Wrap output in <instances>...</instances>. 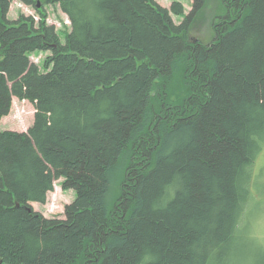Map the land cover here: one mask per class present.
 I'll list each match as a JSON object with an SVG mask.
<instances>
[{
    "label": "trees",
    "instance_id": "1",
    "mask_svg": "<svg viewBox=\"0 0 264 264\" xmlns=\"http://www.w3.org/2000/svg\"><path fill=\"white\" fill-rule=\"evenodd\" d=\"M13 1L38 3L0 0V118L14 97L35 112L0 130V264H264V0H216L206 42L209 0H41L63 41ZM59 179L74 197L45 216Z\"/></svg>",
    "mask_w": 264,
    "mask_h": 264
},
{
    "label": "rangeland",
    "instance_id": "2",
    "mask_svg": "<svg viewBox=\"0 0 264 264\" xmlns=\"http://www.w3.org/2000/svg\"><path fill=\"white\" fill-rule=\"evenodd\" d=\"M37 6L25 5L19 1H13L8 12L9 18H17L20 15H29L34 19L40 20L41 15H45L46 23L53 24L58 32L61 40H64L65 34L69 31V21L65 14H63L58 5L41 4V0H37ZM162 5L169 7L171 5H180L183 13L186 14L192 4V0H158ZM217 1L209 0L205 8L199 14L196 22L190 31V38L193 40H200L203 42L212 38V18L216 11ZM38 8L40 10H38ZM181 15L173 14L175 22L182 20ZM49 51H39L31 54V59L36 62L41 68L43 67L44 59L49 56ZM35 108L33 104L27 99H19L14 97L9 113L0 118V130H25L33 121ZM255 170L257 173L258 183L254 192V201L256 204H251L250 212L254 222V235L257 238L264 237V154L259 155L255 161ZM62 179L56 180L52 191L47 195L46 202L43 204H33L34 209L40 211L45 216H63L64 206L70 202L74 197V191L71 189H63L60 182ZM261 197V198H260ZM253 225V223H252Z\"/></svg>",
    "mask_w": 264,
    "mask_h": 264
}]
</instances>
